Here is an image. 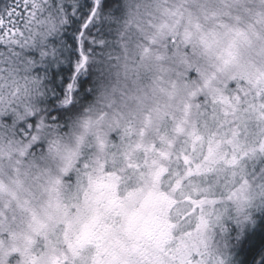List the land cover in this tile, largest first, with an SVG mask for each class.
<instances>
[{
    "label": "clouds",
    "instance_id": "clouds-1",
    "mask_svg": "<svg viewBox=\"0 0 264 264\" xmlns=\"http://www.w3.org/2000/svg\"><path fill=\"white\" fill-rule=\"evenodd\" d=\"M0 264H264V0H0Z\"/></svg>",
    "mask_w": 264,
    "mask_h": 264
}]
</instances>
